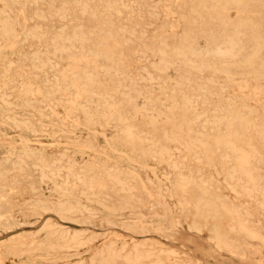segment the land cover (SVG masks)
<instances>
[{
  "label": "rangeland",
  "instance_id": "1",
  "mask_svg": "<svg viewBox=\"0 0 264 264\" xmlns=\"http://www.w3.org/2000/svg\"><path fill=\"white\" fill-rule=\"evenodd\" d=\"M0 14V264H264V0Z\"/></svg>",
  "mask_w": 264,
  "mask_h": 264
},
{
  "label": "bare ground",
  "instance_id": "2",
  "mask_svg": "<svg viewBox=\"0 0 264 264\" xmlns=\"http://www.w3.org/2000/svg\"><path fill=\"white\" fill-rule=\"evenodd\" d=\"M119 1V0H118ZM213 1V0H212ZM220 1V0H219ZM240 2V1H239ZM110 4V3H109ZM3 5V4H2ZM85 4L83 3V6H84ZM111 6V5H110ZM127 6V5H126ZM137 6V5H136ZM2 7V6H1ZM88 7V6H87ZM106 8V7H105ZM149 8V7H148ZM5 9V8H4ZM263 9V8H262ZM206 10V9H205ZM211 10H213V8L211 9ZM109 11V10H108ZM10 12V11H9ZM116 12V11H115ZM131 12V11H130ZM2 13V12H1ZM5 13V12H4ZM110 13V12H109ZM242 13V12H241ZM255 13V12H254ZM94 14V13H93ZM103 14V13H102ZM114 14V13H113ZM1 15V14H0ZM3 15V14H2ZM63 15V14H62ZM94 16V15H93ZM118 16V15H117ZM211 17V16H210ZM3 18V17H2ZM62 18V17H61ZM9 19V18H8ZM11 20V19H10ZM6 21V20H5ZM2 22H3V20H2ZM199 26V25H198ZM124 27V26H123ZM9 29V28H8ZM1 30V29H0ZM109 31V30H108ZM132 31V30H131ZM107 32V31H106ZM111 32V31H110ZM133 33V32H132ZM80 35H82V34H80ZM264 35V34H263ZM109 36V35H108ZM131 36V35H130ZM81 37V36H80ZM86 37V36H85ZM114 37V36H113ZM264 37V36H263ZM82 38V37H81ZM188 38V37H187ZM238 38V37H237ZM62 39V38H61ZM123 39V38H122ZM162 39V38H161ZM160 39V40H161ZM231 39V38H230ZM191 40V39H190ZM231 40H233V39H231ZM60 41V40H59ZM238 41V40H237ZM225 42V41H224ZM240 42V41H239ZM80 43V42H79ZM230 43V42H229ZM123 44H125V43H123ZM220 45V44H219ZM234 45V44H233ZM239 46V45H238ZM219 47V46H218ZM229 47V46H228ZM240 47V46H239ZM260 47V46H259ZM215 48V47H214ZM224 48V47H223ZM231 48V47H230ZM232 49V48H231ZM244 49V48H243ZM177 50V49H176ZM219 50V49H218ZM242 50V49H241ZM195 51V50H194ZM193 51V52H194ZM212 51V50H211ZM256 51V50H255ZM98 52V51H97ZM233 52V51H232ZM257 52V51H256ZM197 53V52H196ZM219 53H220V51H219ZM229 53V52H228ZM233 53H235V52H233ZM212 54V53H211ZM225 53H223V55H224ZM237 54V53H236ZM41 55V54H40ZM106 55V54H105ZM207 55V54H206ZM228 55H230V54H228ZM228 55H225V57L226 56H228ZM231 55H234V54H231ZM252 55H253V53H252ZM256 55V54H255ZM194 56V55H193ZM220 56V55H219ZM222 56V55H221ZM104 57V56H103ZM190 57V56H189ZM192 57V56H191ZM229 57V56H228ZM232 57H234V56H232ZM250 57V56H249ZM252 57H254V56H252ZM99 58V57H98ZM236 58H237V56H236ZM247 58V57H246ZM110 59H111V57H110ZM188 59V58H187ZM98 60V59H97ZM109 60V59H108ZM159 60V59H158ZM230 60V59H229ZM234 60V59H233ZM260 60V59H259ZM186 61V60H185ZM248 61V60H247ZM190 62V61H189ZM238 62V61H237ZM111 63H112V61H111ZM115 63V62H114ZM158 63V62H157ZM162 63V62H161ZM234 63V62H233ZM246 63V62H245ZM249 63V62H248ZM153 64V63H152ZM155 64V63H154ZM164 64V63H163ZM190 64H192V63H190ZM194 64V63H193ZM207 64V63H206ZM225 64V63H224ZM243 65V64H242ZM253 65V64H252ZM117 66V65H116ZM142 66V65H141ZM162 66V65H161ZM179 66V65H178ZM228 66V65H227ZM238 66V65H237ZM236 66V67H237ZM144 67V66H143ZM142 67V68H143ZM154 67V66H153ZM166 67V66H165ZM53 68V67H52ZM106 68H108V67H106ZM167 68V67H166ZM103 69V68H102ZM157 69V68H156ZM200 69V68H199ZM112 70V69H111ZM143 70V69H142ZM141 70V71H142ZM152 70V69H151ZM198 70V69H197ZM120 71V70H119ZM115 72V71H114ZM158 72V71H157ZM146 73V72H145ZM214 73V72H213ZM83 74V73H82ZM96 74V73H95ZM110 74V73H109ZM219 74V73H218ZM146 75V74H145ZM53 76V75H52ZM122 76V75H121ZM194 76V75H193ZM227 76V75H226ZM94 77V76H93ZM45 78V77H44ZM152 78V77H151ZM187 78V77H186ZM30 79V78H29ZM88 79V78H87ZM134 79V78H133ZM188 79V78H187ZM150 80V79H149ZM152 80V79H151ZM186 80V79H185ZM211 80H213V79H211ZM182 81V80H181ZM71 86V85H70ZM188 86V85H187ZM205 86V85H204ZM192 89V88H191ZM133 91V90H132ZM182 96V95H181ZM123 97H125V96H123ZM5 98H7V97H5ZM128 98V97H127ZM96 99V98H95ZM110 99V98H109ZM112 99V98H111ZM119 100V99H118ZM132 101V100H131ZM127 102V101H126ZM174 102H175V99H174ZM90 104V103H89ZM176 104V103H175ZM116 106V105H115ZM177 106V105H176ZM106 107V106H105ZM108 107V106H107ZM224 107V106H223ZM225 107H227V106H225ZM115 108V107H114ZM173 108V107H172ZM180 108V107H179ZM186 108L187 107H185L184 109L186 110ZM216 108V107H215ZM232 109V108H231ZM230 109V110H231ZM33 110V109H32ZM117 110V109H116ZM119 110V109H118ZM86 111V110H85ZM168 111V110H167ZM79 112V111H78ZM170 112V111H169ZM183 112V111H182ZM186 112V111H185ZM57 113V112H56ZM88 113H89V111H88ZM108 113H109V111H108ZM128 113V112H127ZM119 114V113H118ZM123 114V113H122ZM128 115V114H127ZM43 117V116H42ZM86 117V116H85ZM90 117V116H89ZM92 117V116H91ZM172 117V116H171ZM226 117V116H225ZM116 118H117V116H116ZM194 118V117H193ZM34 119V118H33ZM83 119V118H82ZM92 119V118H91ZM186 119V118H185ZM215 119V118H214ZM223 119V118H222ZM85 120V119H84ZM110 120H111V118H110ZM187 120V119H186ZM212 120H213V118H212ZM66 121V120H65ZM108 121V120H107ZM225 121V120H224ZM179 122V121H178ZM217 122V121H216ZM221 122V121H220ZM242 122V121H241ZM248 122V121H247ZM173 123H174V121H173ZM184 123V122H183ZM188 123V122H187ZM219 123V122H218ZM240 123V122H239ZM21 124V123H20ZM29 124V123H28ZM32 124V123H31ZM259 124V123H258ZM24 125H26L25 123H24ZM30 125V124H29ZM132 125V124H131ZM178 125H180V124H178ZM242 125V124H241ZM135 126V125H134ZM189 126V125H188ZM203 126V125H202ZM36 127V126H35ZM76 127V126H75ZM131 127V126H130ZM28 129V128H27ZM35 129V128H34ZM188 129V128H187ZM215 129V128H214ZM185 130V129H184ZM33 131V130H32ZM135 131V130H134ZM205 131V130H204ZM219 131V130H218ZM248 131V130H247ZM138 132V131H137ZM225 132V131H224ZM230 132V131H229ZM56 133V132H55ZM229 136V135H228ZM170 137H171V135H170ZM206 137V136H205ZM169 139V138H168ZM177 139V138H176ZM67 140V139H66ZM170 140V139H169ZM27 141V140H26ZM34 141V140H33ZM168 141V140H167ZM172 141V140H171ZM264 141V140H263ZM126 142V141H125ZM235 142V141H234ZM230 143H231V141H230ZM233 143V142H232ZM146 144V143H145ZM22 145V144H21ZM57 145V144H56ZM133 145V144H132ZM23 146V145H22ZM184 146V145H183ZM210 146V145H209ZM231 147V146H230ZM229 147V148H230ZM148 148V147H147ZM228 148V149H229ZM234 149H235V146H234ZM141 150V149H140ZM180 151V150H179ZM15 152V151H14ZM142 152V151H141ZM147 152V151H146ZM145 152V153H146ZM152 152V151H151ZM174 152V151H173ZM39 153V152H38ZM50 153V152H49ZM52 153V152H51ZM22 154V153H21ZM20 154V155H21ZM168 154V153H167ZM241 154V153H240ZM142 155V154H141ZM144 155V154H143ZM154 155H156V154H154ZM243 155V154H242ZM21 157V156H20ZM43 157V156H42ZM149 157H151V156H149ZM167 157V156H166ZM183 157V156H182ZM239 157V156H238ZM241 157V156H240ZM26 158V157H25ZM49 158V157H48ZM58 158V157H57ZM56 158V159H57ZM224 158V157H223ZM242 158H244V156H242ZM153 159V158H152ZM230 159V158H229ZM42 160V159H41ZM53 160V159H52ZM245 160V159H244ZM243 160V161H244ZM34 162V161H33ZM245 162H246V160H245ZM53 163V162H52ZM63 163V162H62ZM178 163V162H177ZM21 164V163H20ZM39 164V163H38ZM48 164V163H47ZM175 164V163H174ZM174 164H172V165H174ZM179 164V163H178ZM51 165V164H50ZM240 165H242V163L240 164ZM35 166V165H34ZM49 167V166H48ZM59 167V166H58ZM72 167V166H71ZM142 167V166H141ZM46 168V167H45ZM54 168V167H53ZM189 168V167H188ZM103 169V168H102ZM193 169V168H192ZM15 170V169H14ZM21 170V169H20ZM205 170V169H204ZM5 171V170H4ZM42 171H43V169H42ZM71 171V170H70ZM73 171V170H72ZM80 171V170H79ZM55 172V171H54ZM64 172V171H63ZM82 172V171H81ZM88 172V171H87ZM172 172V171H171ZM199 172V171H198ZM105 174V173H104ZM182 174V173H181ZM227 174V173H226ZM50 175V174H49ZM189 175V174H188ZM42 176V175H41ZM97 176V175H96ZM246 176V175H245ZM252 176V175H251ZM254 176V175H253ZM54 177V176H53ZM73 177V176H72ZM81 177V176H80ZM98 177V176H97ZM104 177V176H103ZM47 178V177H46ZM57 178H59V177H57ZM82 178V177H81ZM84 178V177H83ZM184 178V177H183ZM40 179V178H39ZM65 179V178H64ZM74 179V178H73ZM89 179V178H88ZM93 179V178H92ZM107 179V178H106ZM67 180V179H66ZM40 181H41V179H40ZM73 181V180H72ZM92 181V180H91ZM108 181V180H107ZM195 181V180H194ZM206 181V180H205ZM15 182V181H14ZM89 182V181H88ZM115 182H116V180H115ZM208 182V181H207ZM209 182H211V181H209ZM231 182V181H230ZM255 182V181H254ZM263 182V181H262ZM1 183V182H0ZM73 183V182H72ZM119 183V182H118ZM189 183V182H188ZM91 184V183H90ZM239 184V183H238ZM69 185V184H68ZM121 185V184H120ZM202 185V184H201ZM205 185V184H204ZM122 187H123V185H122ZM121 187V188H122ZM60 188V187H59ZM71 188V187H70ZM74 188V187H73ZM92 188V187H91ZM247 188V187H246ZM93 189V188H92ZM259 189V188H258ZM254 190V189H253ZM262 190H264V189H262ZM89 191V190H88ZM85 192V191H84ZM83 192V193H84ZM235 193V192H234ZM244 193H245V191H244ZM262 193V192H261ZM82 194V193H81ZM236 194H237V192H236ZM236 194H235V196H236ZM239 194V193H238ZM98 195V194H97ZM255 195V194H254ZM262 195V194H261ZM87 196V195H86ZM257 196V195H256ZM259 197V196H258ZM261 197V196H260ZM257 198V197H256ZM263 199V198H262ZM67 201V200H66ZM65 202V201H64ZM200 202V201H199ZM262 202V201H261ZM42 204V203H41ZM44 204V203H43ZM59 205H61L60 203H59ZM64 205V204H63ZM206 205H207V203H206ZM222 205V204H221ZM261 205V204H260ZM76 206V205H75ZM264 207V206H263ZM64 208V207H63ZM62 208V209H63ZM67 208V207H66ZM225 208V207H224ZM228 208V207H227ZM241 208V210H242V207H240ZM239 208V209H240ZM244 208V207H243ZM58 209V208H57ZM73 209V208H72ZM264 209V208H263ZM223 210V209H222ZM235 210V209H234ZM233 210V211H234ZM247 210V209H246ZM60 211V210H59ZM58 211V212H59ZM244 211V210H243ZM248 211V210H247ZM238 212V211H237ZM64 213H66V212H64ZM239 213V212H238ZM241 213V212H240ZM244 213V212H243ZM238 215V214H237ZM245 217V216H244ZM237 218V217H236ZM240 218H241V216H240ZM242 220V219H241ZM244 220V219H243ZM247 220V219H246ZM245 222V221H244ZM239 223H241L240 221H239ZM251 223V222H250ZM236 224H238V223H236ZM244 224V223H243ZM242 225H240V227H241ZM244 226V225H243ZM242 226V227H243ZM245 226H246V224H245ZM241 230V229H240ZM244 230H246L245 229V227H244ZM258 231V230H257ZM57 233V232H56ZM252 233H254V232H252ZM64 234V233H63ZM75 234V233H74ZM251 234V233H250ZM51 235V234H50ZM257 236V235H256ZM71 239V238H70ZM259 239H261V238H259ZM67 240V239H66ZM73 240V239H72ZM262 240V239H261ZM69 241V240H68ZM67 241V242H68ZM64 243H65V241H64ZM38 245V247H39V244H37ZM64 245V244H63ZM62 245V246H63ZM55 247V246H54ZM57 247H59V246H57ZM138 248V247H137ZM111 249V248H110ZM51 250V249H50ZM104 251H105V249H104ZM107 251H108V249H107ZM136 251V250H135ZM100 252H102V251H100ZM106 252V251H105ZM142 252V251H141ZM114 253V252H113ZM137 253V252H136ZM147 253V252H146ZM102 254V253H101ZM111 254V253H110ZM131 254V253H130ZM106 255H108V254H106ZM132 255H133V253H132ZM145 255V254H144ZM97 256H98V254H97ZM118 256V255H117ZM128 256H129V254H128ZM137 256V255H136ZM109 257V256H108ZM132 257V256H131ZM141 257V256H140ZM124 258V257H123ZM128 258V257H127ZM135 258H137V257H135ZM134 258V259H135ZM143 258H145V257H143ZM104 259H106V258H104ZM112 259V258H111ZM142 259V258H141ZM144 260V259H143ZM136 262V261H135ZM129 263V262H128Z\"/></svg>",
  "mask_w": 264,
  "mask_h": 264
}]
</instances>
